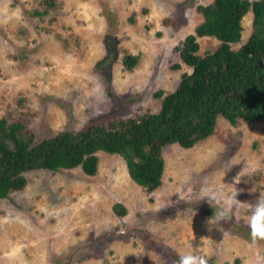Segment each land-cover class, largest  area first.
Returning <instances> with one entry per match:
<instances>
[{
    "label": "rangeland",
    "instance_id": "rangeland-1",
    "mask_svg": "<svg viewBox=\"0 0 264 264\" xmlns=\"http://www.w3.org/2000/svg\"><path fill=\"white\" fill-rule=\"evenodd\" d=\"M209 1L0 0V118L40 140L157 111L154 93L171 92L190 72L177 47L202 20L197 4ZM251 21L249 10L233 49ZM197 41L200 54L218 44ZM96 155L94 175L79 166L30 170L22 189L0 198V264H176L172 255L182 252L206 255L208 264H264V240L253 245L228 225H209L215 218L204 209L222 210L234 188L244 202L264 193V119L231 125L219 116L213 134L192 147L164 145L161 184L151 191L118 154ZM232 220L247 225L243 214L223 222Z\"/></svg>",
    "mask_w": 264,
    "mask_h": 264
},
{
    "label": "trees",
    "instance_id": "trees-1",
    "mask_svg": "<svg viewBox=\"0 0 264 264\" xmlns=\"http://www.w3.org/2000/svg\"><path fill=\"white\" fill-rule=\"evenodd\" d=\"M196 10L202 20L177 47L190 72L181 74L171 92L154 93L161 98L157 111L92 122L40 140H35L22 122L0 118V198L22 189L24 173L30 170L79 166L86 175H94L99 150L121 156L129 177L151 191L161 184L164 145L192 147L213 134L219 116L231 125L239 119H264V0H210L197 4ZM249 10L251 32L233 49L231 44L241 40V20ZM33 13L41 15L39 11ZM205 36L214 37L218 44L200 54L197 38ZM107 45L112 49L111 41ZM130 58L133 65L137 56ZM105 79L108 82V74ZM112 209L118 216L126 213L121 203ZM204 209L214 218L220 211L214 205H204ZM220 224L251 240L247 225L233 220ZM172 256L178 261L177 254Z\"/></svg>",
    "mask_w": 264,
    "mask_h": 264
},
{
    "label": "clouds",
    "instance_id": "clouds-1",
    "mask_svg": "<svg viewBox=\"0 0 264 264\" xmlns=\"http://www.w3.org/2000/svg\"><path fill=\"white\" fill-rule=\"evenodd\" d=\"M240 183L239 174L235 177V183ZM243 189L238 190L234 188L230 195L224 201L222 210L216 212L215 220L211 218L208 221L209 225L213 223H220L224 220H231L234 217L239 218L243 214L245 223L250 229L252 244L255 245L257 241L264 240V193H260L259 198L255 203L244 202L237 199V196ZM250 192H255L250 189ZM179 259L176 264H208L206 255L194 254L193 252L178 253Z\"/></svg>",
    "mask_w": 264,
    "mask_h": 264
}]
</instances>
